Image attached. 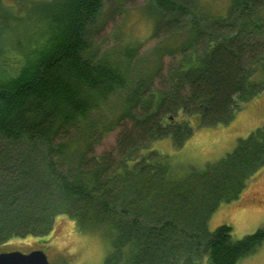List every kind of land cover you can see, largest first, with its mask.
Segmentation results:
<instances>
[{"label": "trees", "instance_id": "1", "mask_svg": "<svg viewBox=\"0 0 264 264\" xmlns=\"http://www.w3.org/2000/svg\"><path fill=\"white\" fill-rule=\"evenodd\" d=\"M103 1L0 0V246L47 236L66 216L107 235L103 264H180L188 252L236 264L264 228L234 239L208 224L264 166V126L182 176L154 145L177 150L197 130L228 126L262 94L264 0H230L222 16L197 0H151L147 60L135 42L93 48ZM115 129L114 147L96 155Z\"/></svg>", "mask_w": 264, "mask_h": 264}, {"label": "rangeland", "instance_id": "2", "mask_svg": "<svg viewBox=\"0 0 264 264\" xmlns=\"http://www.w3.org/2000/svg\"><path fill=\"white\" fill-rule=\"evenodd\" d=\"M197 9L209 16H222L230 0H197ZM156 10L151 0H104L100 13L91 25L89 34L93 48L104 53L126 42L140 44L139 54L147 60L157 44L153 38ZM163 59V66L168 63ZM141 70V69H140ZM264 87V75L257 77ZM264 126V91L245 104L228 126L195 131L184 145L174 150L168 139L157 142L154 148L165 156L175 176L184 175L190 167L215 164L231 153L238 139H244L258 127ZM119 129L106 134L95 148L100 155L114 147ZM219 225L231 228L234 239H241L264 228V166L252 175L244 191L235 201L226 200L212 213L209 230ZM42 251L48 264H103L110 250L107 235L102 230L81 231L75 221L66 216L55 220L53 230L43 237H23L0 246V253L17 251L27 254ZM193 247H191V252ZM180 264H208L205 257L184 255ZM184 261V263H183ZM236 264H264V241L257 250Z\"/></svg>", "mask_w": 264, "mask_h": 264}, {"label": "water", "instance_id": "3", "mask_svg": "<svg viewBox=\"0 0 264 264\" xmlns=\"http://www.w3.org/2000/svg\"><path fill=\"white\" fill-rule=\"evenodd\" d=\"M0 264H48V260L39 250L27 254L13 251L0 253Z\"/></svg>", "mask_w": 264, "mask_h": 264}]
</instances>
